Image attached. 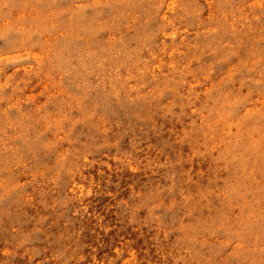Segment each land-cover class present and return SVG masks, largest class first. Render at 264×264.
<instances>
[{
  "label": "rangeland",
  "instance_id": "rangeland-1",
  "mask_svg": "<svg viewBox=\"0 0 264 264\" xmlns=\"http://www.w3.org/2000/svg\"><path fill=\"white\" fill-rule=\"evenodd\" d=\"M0 264H264V0H0Z\"/></svg>",
  "mask_w": 264,
  "mask_h": 264
}]
</instances>
